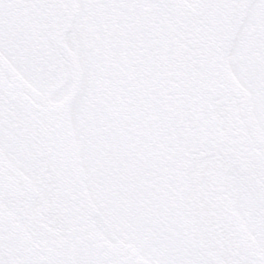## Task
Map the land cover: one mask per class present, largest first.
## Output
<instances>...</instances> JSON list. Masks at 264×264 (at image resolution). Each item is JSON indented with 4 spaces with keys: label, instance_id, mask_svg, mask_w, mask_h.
Wrapping results in <instances>:
<instances>
[{
    "label": "water",
    "instance_id": "95a60500",
    "mask_svg": "<svg viewBox=\"0 0 264 264\" xmlns=\"http://www.w3.org/2000/svg\"><path fill=\"white\" fill-rule=\"evenodd\" d=\"M44 2L50 6L52 42L67 63L71 87L64 100L49 103L0 56V119L17 129L22 124L41 176L40 183L31 182L0 150V264H151L113 234L87 189L71 120L83 73L77 53L66 43V36L75 32L77 5L75 0ZM164 2L173 23L172 120L189 234L208 264H264L226 192L227 175L236 171L264 208V145L250 125L227 61L240 6L237 0ZM15 9L31 31L22 7L15 3ZM0 126L31 152L25 140ZM196 162L204 165L197 168ZM206 164L211 173L204 187L216 245L205 243L198 233L197 181ZM254 197L264 224V211ZM97 219L113 240L102 234Z\"/></svg>",
    "mask_w": 264,
    "mask_h": 264
},
{
    "label": "rangeland",
    "instance_id": "374dc122",
    "mask_svg": "<svg viewBox=\"0 0 264 264\" xmlns=\"http://www.w3.org/2000/svg\"><path fill=\"white\" fill-rule=\"evenodd\" d=\"M8 2V0H0V52L11 62L17 71L23 76L26 75L29 78H27L28 80L35 81L36 85L40 86L41 89H39L41 91L48 93L50 99H60L66 93L68 84H64L62 90L57 85L56 87L60 89V92L58 91V94H55V96V90L49 92L47 86L55 84L48 83L52 82V75L49 73V79L44 78L40 74L39 69L41 67L47 69L48 61L51 57L45 51L46 49L43 44L40 50L49 59L38 52L36 45H32L31 47L27 42L24 44L20 38L21 35H18L20 33L15 26L16 23L14 22ZM10 19L15 23V27H13ZM33 49L35 52H33ZM35 68L39 69L36 70ZM47 70L51 72V68ZM141 77L142 75H138L137 79L134 80V83H138L136 89L150 84L144 79H141ZM243 85L248 89L252 113L258 124L260 134L264 139V86H262V81L259 78L247 79L243 82ZM252 88L255 91H250ZM105 90L112 93L110 89ZM123 97L125 98L126 94ZM151 98L152 96L150 94H144L140 100L137 99L134 101L133 98L132 101L123 103L126 104L127 109L131 110L135 107L137 112L141 113L143 110H150ZM86 99H83L84 102L82 104H88ZM92 108L96 111L95 104H93ZM97 124L101 126L102 121L99 120ZM131 124H135V120L132 118ZM78 129L81 130V123L78 125ZM159 133L160 136L163 135V131H159ZM162 141L165 143L164 138H162ZM102 145L101 143L100 146ZM0 146L8 158L28 177L35 180L38 179L31 152L13 134L1 126ZM92 146L86 160L92 161L93 163L92 172L94 174L92 176L98 179L101 184L98 188L104 191L102 185L105 186L104 192L107 197L108 214L122 233L125 236L133 238L141 251L155 264H205L203 259L199 258L198 252L194 249L187 235L177 185H174L172 199L170 198V192L166 194V197L162 198L161 202L155 200L156 195L148 196L146 194L148 187H154L155 191L158 190V186L162 181L161 175L163 176L164 185L172 184L173 180L171 178L166 179L163 175L165 173L171 176V168H165V171H163L162 168H158L157 166L156 177L152 175L147 179H143V181H136L130 167L131 161H112L108 163V161H111L108 156L113 154V152L108 151L109 143H105L104 145L109 155L106 158L101 156L103 161L100 156L97 157L95 152L97 150L96 147L93 144ZM81 148L83 154L84 146L81 145ZM168 158L173 161L177 160L175 155L171 158L168 156ZM100 161H102V173H98ZM105 161H107V165ZM229 184L236 208L250 229L253 237L264 250V224L256 204L253 190L236 175L232 176ZM115 228L117 229L116 226ZM119 229L117 230L119 231ZM122 233L120 232L121 235H123Z\"/></svg>",
    "mask_w": 264,
    "mask_h": 264
},
{
    "label": "flooded vegetation",
    "instance_id": "af4514ba",
    "mask_svg": "<svg viewBox=\"0 0 264 264\" xmlns=\"http://www.w3.org/2000/svg\"><path fill=\"white\" fill-rule=\"evenodd\" d=\"M24 2L34 28L33 39L44 40L36 4L33 0ZM77 2L82 33L76 39L84 70L87 103L98 104L94 98L99 97L100 93L105 102L101 109L107 115L116 101L105 89L114 90L122 86L137 97H142L143 92L154 96L158 87L166 99L167 84L171 77L172 31L163 3L160 0ZM261 59L264 60V0H252L237 32L230 60L236 76L245 82L247 79L264 77ZM52 69L53 74L60 77V70ZM138 75H142L141 79L150 84L136 89L138 83H134V80ZM126 124L120 134L132 137L127 118ZM109 134L111 136V132L106 131V135ZM127 148L128 153L137 156L134 147L127 145ZM138 158H133V161H137L133 165L140 170L146 169L148 158Z\"/></svg>",
    "mask_w": 264,
    "mask_h": 264
}]
</instances>
